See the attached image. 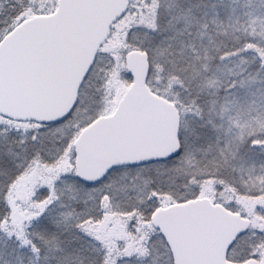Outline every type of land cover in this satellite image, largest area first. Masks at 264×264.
<instances>
[{
	"label": "snow or ice",
	"instance_id": "6c2138e0",
	"mask_svg": "<svg viewBox=\"0 0 264 264\" xmlns=\"http://www.w3.org/2000/svg\"><path fill=\"white\" fill-rule=\"evenodd\" d=\"M0 264H264V0H0Z\"/></svg>",
	"mask_w": 264,
	"mask_h": 264
}]
</instances>
